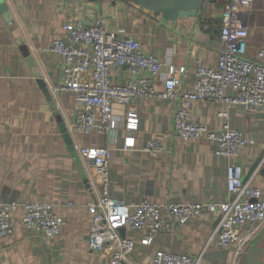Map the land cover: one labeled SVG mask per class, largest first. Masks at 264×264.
<instances>
[{"label": "crops", "instance_id": "obj_1", "mask_svg": "<svg viewBox=\"0 0 264 264\" xmlns=\"http://www.w3.org/2000/svg\"><path fill=\"white\" fill-rule=\"evenodd\" d=\"M2 2L8 6L13 22L7 23L0 12V207L9 203H51L63 227L56 239L48 241L41 234L23 228L22 211H18L12 219L14 235L0 238V264H105L108 260L104 254L88 248L92 216L87 207L99 198L100 191L82 178L63 139L61 120L75 146L113 149L110 195L115 200L126 204L145 199L157 204H222L229 199L227 170L231 161L217 155L218 145L214 141L186 142L177 138L176 102L140 99L129 106H115L119 117H125L129 110L139 114V131L134 135L136 147L131 150L124 149L123 129L117 131L116 143L113 136L73 132L74 99L71 94L58 92L61 61L47 51L65 24L83 20L91 25L104 18L110 31L136 38L147 53L157 55L163 62L186 66L181 91L188 93L195 81L194 58L200 57L212 68L218 66L225 1L208 0L199 17L177 22L166 21L161 15L121 0L97 4H80L75 0ZM256 16L252 11L246 55L253 61L264 48V41L254 44V35L258 31L264 33ZM22 44L27 46L35 69L27 64ZM36 72L52 93L58 115L40 89ZM112 79L114 83L125 84L130 79L127 68L113 70ZM157 91H163L162 83L157 85ZM228 95L234 96L233 91L228 90ZM190 109L196 122L212 130L221 127L217 113L224 106L197 102ZM230 116L232 127L255 142L243 148L233 163L242 166L244 182L264 192V112L251 113L236 106L230 110ZM153 140L165 146L163 153L154 155L145 151ZM260 166L262 169L256 174ZM218 221L213 214L192 219L185 226L158 233L149 246L142 244L145 231L126 232L128 238L135 240L129 264H148L160 251L192 259L203 257L202 264H211L207 255L221 251L217 242H210ZM249 231V226L242 229L244 234ZM227 252L226 264H233L234 251ZM236 264H264V227Z\"/></svg>", "mask_w": 264, "mask_h": 264}, {"label": "built area", "instance_id": "obj_2", "mask_svg": "<svg viewBox=\"0 0 264 264\" xmlns=\"http://www.w3.org/2000/svg\"><path fill=\"white\" fill-rule=\"evenodd\" d=\"M220 51L217 68L200 57L193 59L195 81L192 90L183 93L186 66L163 62L131 36H122L108 29L107 21L99 18L89 25L83 20L65 24L61 34L47 50L56 55L62 65V81L58 92L71 94L75 104L73 132L86 136H113L123 129L124 149L136 147V132L140 118L135 110L125 117L115 113V106H129L140 99L168 100L178 103L174 118L177 138L186 142L211 140L217 143V155L231 161L227 170L229 199L222 204H157L149 199L126 204L110 195L111 147L76 146L89 181L99 188V198L88 205L92 216L88 232V248L104 254L105 264H129L135 240L122 236L126 232L145 231L143 245L153 243L155 236L174 226H185L192 219L207 214L218 216V225L210 242H217L221 251H234L233 264L247 250L254 236L264 227V192L243 180L242 166L233 163L248 144H255L231 125L230 110L241 106L251 113L264 112V48L257 60L246 57L250 39L249 24L254 0H222ZM127 68L130 79L125 84L113 82V70ZM163 84V91L157 85ZM232 90L234 96L228 95ZM210 102L224 106L217 113L222 121L219 129H209L196 122L191 105ZM145 151L161 154L165 146L158 140L148 143ZM262 166L256 171L260 172ZM69 206H72L70 204ZM22 211L21 226L41 234L48 241L56 239L63 222L51 203L34 202L19 205L9 203L0 207V238L15 233L13 216ZM249 226L250 231L242 229ZM203 257L186 256L160 251L148 264H202ZM211 264H223L212 261Z\"/></svg>", "mask_w": 264, "mask_h": 264}, {"label": "water", "instance_id": "obj_3", "mask_svg": "<svg viewBox=\"0 0 264 264\" xmlns=\"http://www.w3.org/2000/svg\"><path fill=\"white\" fill-rule=\"evenodd\" d=\"M80 4L84 2L97 4L101 1L107 0H75ZM124 2H132L138 5L141 8H146L158 15L163 16L164 20L170 22H177L179 19H190V18H197L200 16V12L204 10L206 7L208 0H121ZM0 12L2 13L4 19L7 23H12L13 19L11 13L9 12L8 6L0 0ZM21 51L23 53L24 58L26 59L27 64L32 68L35 69V62L31 57V54L26 45L22 44ZM35 77L37 79V83L40 89L43 91L47 101L49 102L53 112L55 115H58V108L56 102L53 98L52 93L47 88L45 82L41 78V74L38 72L35 73ZM60 130L65 141L66 146L71 153V156L80 171L82 178L84 179L86 184H89V180L87 177L86 170L82 164V161L79 157L77 152L76 146L72 139L71 133L66 126L65 123L60 121ZM121 234L123 237L126 236V230L122 229ZM207 258L210 261H220L223 264L227 263L228 252L227 251H218L207 255Z\"/></svg>", "mask_w": 264, "mask_h": 264}, {"label": "rangeland", "instance_id": "obj_4", "mask_svg": "<svg viewBox=\"0 0 264 264\" xmlns=\"http://www.w3.org/2000/svg\"><path fill=\"white\" fill-rule=\"evenodd\" d=\"M252 11L254 15L257 14L256 17H257L258 24L264 29V26H263L264 25V2H259V0H254ZM263 41H264V33H261L260 31H258L257 34L254 35V44L256 45V43H259V42L262 43Z\"/></svg>", "mask_w": 264, "mask_h": 264}]
</instances>
